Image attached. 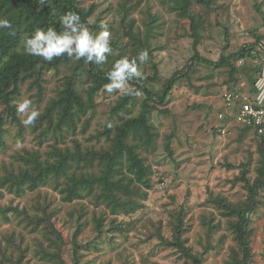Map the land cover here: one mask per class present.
<instances>
[{
	"label": "trees",
	"instance_id": "1",
	"mask_svg": "<svg viewBox=\"0 0 264 264\" xmlns=\"http://www.w3.org/2000/svg\"><path fill=\"white\" fill-rule=\"evenodd\" d=\"M159 1L170 12L174 24L188 27L185 37L193 38L196 51L183 73L164 80L154 59L155 50L163 47L153 48L151 45L152 40L160 36L164 22L152 15L149 8L145 11L146 21L138 24L132 16L139 9L141 0L134 3L120 0L117 7L109 6L99 11L94 4L81 10L78 0H0V18L11 23L10 29L0 30V148H7L11 128L16 129V137L23 139L30 130L39 147L16 152L15 160L4 164L0 171L1 193L18 197L33 194L29 207L20 209L0 205V224L2 220H10L8 211L12 210L32 235L27 241L22 233L7 234L0 242V264H111V253L116 254L118 264H134L128 249L122 246V241L129 240L131 234L142 245L158 241V246L172 248L192 264H206L209 253L216 249L214 239L222 224L215 223L214 213L203 218L205 236L200 242L201 251H195L188 244L185 235L191 225L184 207L170 214L169 238L164 235L162 221L127 222L119 217H129L142 207L140 200H144L148 189L152 188L154 174L147 163L146 153L156 150L160 136L152 115L170 114L166 106L180 75L191 84L196 66L206 67L211 78L213 72L227 67L230 77L225 83L228 85L226 92L242 93L243 90L237 87L239 68L236 63L259 57L258 48L264 44V34L259 35L256 31L253 34L256 43L227 55L221 54L214 62L202 57L197 50L206 19L196 7L202 5L212 9L218 0ZM68 12L77 13L93 34L101 31V23L107 26L112 54L107 56L105 63L85 64L83 59L77 61L66 54L46 62L41 57L24 53L20 46L26 35L37 29L47 31L50 27L59 32V18ZM144 50L149 59L143 64L137 61L141 77L128 82L127 91L132 94L108 93L103 86L109 83L106 73L113 63L124 56L131 60ZM147 69L152 75L146 73ZM49 71L62 74L61 87L55 97L47 100L35 123L25 127L14 101H19L22 86L29 84L38 88L37 104L41 105L44 99L42 83ZM259 71L257 67L253 80L249 82L251 91H254ZM161 80L164 81L162 86ZM103 94L118 95L110 107L103 130L98 131L97 142L101 143L102 138L105 140L102 145H85L76 138L79 124L80 131L85 134L92 115L96 113L97 99ZM224 94L223 109L218 115L224 112ZM84 108L86 110L81 112ZM89 110L91 117L84 120L81 114ZM250 132L259 138L261 148L262 160L255 169L256 177L250 176L252 162L249 159L240 164L239 174L231 181L233 187H242V198L231 201L219 194L209 199V204L225 219L226 228L233 237L224 264L251 262L255 231L253 218L264 205V135L243 128L240 139H245ZM46 143L48 149L43 151ZM166 150L174 157L170 140ZM46 187L57 192L62 203L72 207L64 210L56 206L49 195L42 193ZM84 201L89 204L84 205ZM89 205L94 208L92 212ZM88 231L91 234L84 237Z\"/></svg>",
	"mask_w": 264,
	"mask_h": 264
},
{
	"label": "rangeland",
	"instance_id": "2",
	"mask_svg": "<svg viewBox=\"0 0 264 264\" xmlns=\"http://www.w3.org/2000/svg\"><path fill=\"white\" fill-rule=\"evenodd\" d=\"M78 1L81 2V10H86L94 4L99 11L109 6L117 7L120 0ZM136 1L138 0H131V3ZM149 8L152 15L158 16L164 22L160 36L151 42L153 48L163 47L155 50L154 59L164 80L176 73H183L187 69L196 52L194 40L190 36L185 37L188 27L174 24L170 12L159 0H141L139 9L132 18L141 25L147 19L145 11ZM196 9L204 14L206 19L203 38L197 50L202 57L214 62L220 59L221 54L227 55L245 45L256 43V36L253 35L256 31L259 35L264 34V0H218L212 9L202 5ZM262 36L264 40V35ZM258 49V58H248L236 63L239 68V73L236 75L237 87L243 92L250 90L249 82L253 80L257 67H260V57L264 50L262 47ZM196 67L197 72L192 75L191 84L180 75L166 106L170 114L154 113L152 115L160 134L156 150L150 154L146 153L147 163L154 174L153 185L151 189H148L147 197L140 200L142 207L129 217L120 216L119 220L139 223L149 220L156 223L162 221L164 235L169 238L171 236L168 224L170 214L184 207L187 220L191 225L185 235L188 238V244L195 251H201L203 248L200 242L205 236L203 218L214 213L215 223H221L222 227L214 239L216 249L211 250L205 263L224 264L229 247L233 245V237L226 228L225 219L219 214L217 208L209 204V199L219 194L228 197L231 201L241 199L244 195L242 187H233L231 181L239 174L240 164L246 163L249 159L252 162L250 176L256 177L255 169L262 160L261 148L259 138L252 132L247 133L245 139H240L243 128L234 122L230 124L227 135L222 136L217 131L221 124H226L219 121L217 116L223 109L222 95L228 88L225 83L229 82V68L216 70L211 78L210 71L206 67ZM150 69H147L146 73L152 75ZM61 77L62 74L55 75L53 71L44 75L45 80L42 83L44 99L41 105L37 104L38 88L29 84L22 86L19 101L31 100L32 107L39 112L42 111L47 100L57 95L61 87ZM162 80L161 86L164 83ZM129 87L128 84L127 89ZM117 97V94H103L97 99L98 106L96 113L92 115L90 127L85 134H82L80 123L77 139L85 145L103 144L104 138L101 139V143L97 142L98 131L103 130L110 107ZM84 110L86 109L84 108L81 112ZM90 112L89 110L81 114L84 120L91 117ZM10 130L7 135V148H0V171L4 164H10L15 160L13 157L16 152L23 153L24 149L39 148L35 134L30 130L25 133L24 139L16 137L15 128ZM169 140L174 157H171L166 150ZM67 143L71 144L70 140H67ZM47 146L48 144L42 150L48 149ZM42 193L49 195L54 204L63 207L64 210L72 207L62 203L60 195L50 187L43 188ZM0 194V205L10 208L29 207L33 199L31 198L33 194H26L23 197L8 192H0ZM88 204L84 201V205ZM88 208L91 212L94 210L92 205ZM8 215L10 220H2L0 224V242L7 234L13 232L22 233L27 241L30 240L32 235L25 230L24 222L20 221L12 210L8 211ZM253 219L255 228L252 242L253 259L249 264H264V205ZM90 234L88 231L84 237ZM158 243V241H151L142 245L131 234L129 240L122 241V246L128 249L134 264H192L182 259L180 254L172 248H162L158 246ZM109 257L112 258L111 264H118L115 253H111Z\"/></svg>",
	"mask_w": 264,
	"mask_h": 264
},
{
	"label": "clouds",
	"instance_id": "3",
	"mask_svg": "<svg viewBox=\"0 0 264 264\" xmlns=\"http://www.w3.org/2000/svg\"><path fill=\"white\" fill-rule=\"evenodd\" d=\"M59 23L61 26L59 32L55 28L50 27L47 31L37 29L33 34L26 35L22 39L20 46L24 53L41 57L46 62H52L54 58L66 54L69 58H74L77 61L83 59L85 64L95 65L105 63L107 56L112 54L110 33L105 24L101 23V31L93 34L81 22L80 16L75 12H68L62 15L59 18ZM88 23H92L91 19L88 20ZM10 28V21L6 18H0V30ZM263 55L264 52L261 57ZM148 59V52L144 50L131 60L127 56L116 60L111 70L106 73L109 83L103 86L104 89L108 93L119 91L124 92L126 95H131L132 93L127 91L128 82L141 77L137 61L143 64ZM14 103L16 104L18 116L22 117L21 123L25 127L33 125L39 117V111L32 107L31 100L24 99L22 101H14Z\"/></svg>",
	"mask_w": 264,
	"mask_h": 264
},
{
	"label": "built area",
	"instance_id": "4",
	"mask_svg": "<svg viewBox=\"0 0 264 264\" xmlns=\"http://www.w3.org/2000/svg\"><path fill=\"white\" fill-rule=\"evenodd\" d=\"M264 49V45H261ZM224 112L218 120L226 122L218 127L220 134L227 135L232 122L264 135V55L260 60V71L254 83V91L226 92L223 98Z\"/></svg>",
	"mask_w": 264,
	"mask_h": 264
}]
</instances>
